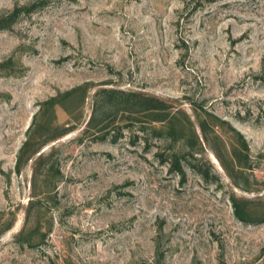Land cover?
Here are the masks:
<instances>
[{
	"label": "rangeland",
	"instance_id": "rangeland-1",
	"mask_svg": "<svg viewBox=\"0 0 264 264\" xmlns=\"http://www.w3.org/2000/svg\"><path fill=\"white\" fill-rule=\"evenodd\" d=\"M43 1L0 31V264H264V0Z\"/></svg>",
	"mask_w": 264,
	"mask_h": 264
},
{
	"label": "trees",
	"instance_id": "trees-1",
	"mask_svg": "<svg viewBox=\"0 0 264 264\" xmlns=\"http://www.w3.org/2000/svg\"><path fill=\"white\" fill-rule=\"evenodd\" d=\"M43 0H37L33 3H31L30 5H23V6H15L13 7V9L0 13V31L3 29H6L8 27L11 26V24L17 19V17H19L20 14H22L23 12H27L29 10H31L36 4L40 5L43 4ZM10 61L11 59H7L4 60L2 62H0V72L4 71V69H6L5 67L7 65H10ZM109 94H113L115 93L114 91H110L108 92ZM131 103H137L138 105L145 107L147 109H156V110H161L163 107H165V103L163 101H160L158 98L156 97H152L146 94H136V93H132L130 96V100ZM173 165L175 166V168L181 173V167H180V162L178 161V159L175 157L174 158V163ZM193 169H197L196 171H198L201 176L203 177V179H206V170H203L202 167L200 166H193ZM252 202V201H250ZM232 203L234 204L233 200ZM236 214L238 215L240 220H245V216L242 214H238L236 212Z\"/></svg>",
	"mask_w": 264,
	"mask_h": 264
}]
</instances>
